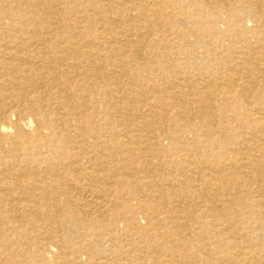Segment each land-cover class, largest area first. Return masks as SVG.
Returning a JSON list of instances; mask_svg holds the SVG:
<instances>
[{"label": "bare ground", "instance_id": "1", "mask_svg": "<svg viewBox=\"0 0 264 264\" xmlns=\"http://www.w3.org/2000/svg\"><path fill=\"white\" fill-rule=\"evenodd\" d=\"M0 264H264V0H0Z\"/></svg>", "mask_w": 264, "mask_h": 264}]
</instances>
